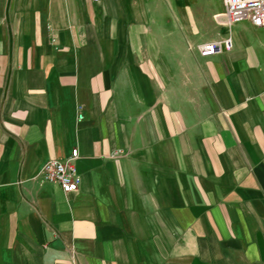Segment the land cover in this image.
<instances>
[{
	"label": "crops",
	"instance_id": "obj_1",
	"mask_svg": "<svg viewBox=\"0 0 264 264\" xmlns=\"http://www.w3.org/2000/svg\"><path fill=\"white\" fill-rule=\"evenodd\" d=\"M223 12L0 0V264H264V28Z\"/></svg>",
	"mask_w": 264,
	"mask_h": 264
},
{
	"label": "built area",
	"instance_id": "obj_2",
	"mask_svg": "<svg viewBox=\"0 0 264 264\" xmlns=\"http://www.w3.org/2000/svg\"><path fill=\"white\" fill-rule=\"evenodd\" d=\"M222 3L224 6L223 17L227 25L248 21L256 28H264V0H222ZM222 48L225 50L231 48L229 39L225 40L223 44H202L198 47V50L200 55L205 57L220 53ZM122 155L123 151H116L112 157ZM77 157L78 150L73 149L70 156L63 160L53 159L47 161L41 168L42 181L57 184L65 194L77 191L79 177L74 166Z\"/></svg>",
	"mask_w": 264,
	"mask_h": 264
}]
</instances>
